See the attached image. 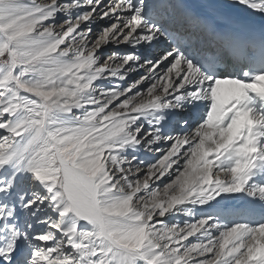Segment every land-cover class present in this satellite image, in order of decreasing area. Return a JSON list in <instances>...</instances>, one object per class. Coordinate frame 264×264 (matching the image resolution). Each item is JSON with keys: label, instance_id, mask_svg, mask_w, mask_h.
I'll return each instance as SVG.
<instances>
[{"label": "snow or ice", "instance_id": "1", "mask_svg": "<svg viewBox=\"0 0 264 264\" xmlns=\"http://www.w3.org/2000/svg\"><path fill=\"white\" fill-rule=\"evenodd\" d=\"M0 264H264V0H0Z\"/></svg>", "mask_w": 264, "mask_h": 264}]
</instances>
